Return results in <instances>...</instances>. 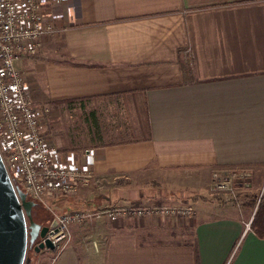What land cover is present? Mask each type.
I'll return each mask as SVG.
<instances>
[{"label":"crops","instance_id":"crops-1","mask_svg":"<svg viewBox=\"0 0 264 264\" xmlns=\"http://www.w3.org/2000/svg\"><path fill=\"white\" fill-rule=\"evenodd\" d=\"M54 10L57 34L18 67L37 107L95 100L99 141L67 150L84 167L93 150V179L53 206L190 203L196 213L73 224L47 264H264L249 199L210 191L214 171L248 170L251 191L264 186V0H58ZM57 136L51 144L67 147ZM153 228L173 239L154 241Z\"/></svg>","mask_w":264,"mask_h":264},{"label":"built area","instance_id":"built-area-1","mask_svg":"<svg viewBox=\"0 0 264 264\" xmlns=\"http://www.w3.org/2000/svg\"><path fill=\"white\" fill-rule=\"evenodd\" d=\"M58 0H0V153L14 184L29 198L42 200L57 195L75 196L93 179V150L82 154L86 166L75 153L55 148L44 131L45 113L30 98L26 79L18 67L20 61L44 49L45 39L57 34L60 14L54 6ZM248 170L227 176L220 171L212 174L213 192L227 194L239 202L236 176L248 179ZM193 204L167 205L162 203H129L75 208L58 215L49 226L45 238L53 241L56 260L69 243L70 228L103 217H190ZM248 224L247 228H250ZM42 238L41 240H44ZM238 246L235 248L236 252ZM233 253V254H234Z\"/></svg>","mask_w":264,"mask_h":264},{"label":"rangeland","instance_id":"rangeland-1","mask_svg":"<svg viewBox=\"0 0 264 264\" xmlns=\"http://www.w3.org/2000/svg\"><path fill=\"white\" fill-rule=\"evenodd\" d=\"M45 107H48V112L45 113V129L47 131L48 136L52 139V137H58L57 135L62 136L65 138V140H68L67 147H61V150H75L77 152H81L83 149L90 147L92 145H95V142H98L99 139L95 138V115L93 116V112L95 111V100H88V101H78V102H61L56 103L54 106H50L47 104H41L39 105L40 109H44ZM97 140V141H95ZM76 143V144H74ZM80 145L83 148L79 147H71L72 145ZM242 171L240 170L239 173L241 174ZM252 175L248 179H241V177L236 176L234 178L235 182L237 184H243V187H239V196L240 202H243L245 198L249 199L248 203L252 204V207L254 209H257L258 203L261 200L262 195L264 194V186H262L261 190L259 192L251 191L252 189ZM210 191L213 195H223L222 193L213 192L210 188ZM241 192V193H240ZM68 197L67 195H57L55 198L60 197ZM70 196V195H69ZM71 197H74L71 196ZM47 199V200H46ZM228 200H231L229 198ZM61 200H59L60 203ZM256 202V206H254V203ZM37 205L35 206V210L38 212V218L36 220L40 223H46L48 220L51 219L55 220V218L58 215H61L62 212L60 208V204L58 206H53L54 203L52 202V197H46L42 200L36 201ZM162 203V202H161ZM162 204H166L162 203ZM175 206V204H167ZM195 206V205H194ZM135 218V219H141L138 217H132V216H126L121 218ZM173 216H161V217H142L143 219L148 218H171ZM177 219H183L187 217H173ZM120 219V218H118ZM95 222L88 221L86 223H83V225H89ZM76 224V223H75ZM155 233L152 239L154 241H171L173 238L168 232L166 233H159L157 228H153L151 230ZM159 235V236H158ZM150 239V238H149ZM181 240H192V234L191 231L186 233L185 236L180 235ZM72 241V228H70V239L69 242ZM56 256L55 252H48L45 250H41L39 252H36L34 249H30L27 254V260L25 264H47V259L53 258Z\"/></svg>","mask_w":264,"mask_h":264},{"label":"water","instance_id":"water-1","mask_svg":"<svg viewBox=\"0 0 264 264\" xmlns=\"http://www.w3.org/2000/svg\"><path fill=\"white\" fill-rule=\"evenodd\" d=\"M36 205L23 189L14 186L0 153V264H25L30 249L55 248L45 238L50 227L34 218Z\"/></svg>","mask_w":264,"mask_h":264},{"label":"trees","instance_id":"trees-1","mask_svg":"<svg viewBox=\"0 0 264 264\" xmlns=\"http://www.w3.org/2000/svg\"><path fill=\"white\" fill-rule=\"evenodd\" d=\"M35 201H39V200H35ZM256 202L257 201H255L254 206H256ZM35 220H36V218H35ZM53 221L54 220L51 221V219H50L44 224L50 226L53 223ZM251 227L256 231V233L259 236L264 237V194L262 195L261 200L258 203L256 212H255L253 219H252V222H251Z\"/></svg>","mask_w":264,"mask_h":264},{"label":"flooded vegetation","instance_id":"flooded-vegetation-1","mask_svg":"<svg viewBox=\"0 0 264 264\" xmlns=\"http://www.w3.org/2000/svg\"><path fill=\"white\" fill-rule=\"evenodd\" d=\"M34 208H33L34 218H38V212Z\"/></svg>","mask_w":264,"mask_h":264}]
</instances>
